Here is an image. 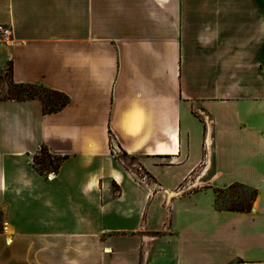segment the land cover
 <instances>
[{
	"label": "crops",
	"instance_id": "0c3cea01",
	"mask_svg": "<svg viewBox=\"0 0 264 264\" xmlns=\"http://www.w3.org/2000/svg\"><path fill=\"white\" fill-rule=\"evenodd\" d=\"M0 25L11 82L69 98L0 99V264H264V0H0ZM231 185L249 212L216 208Z\"/></svg>",
	"mask_w": 264,
	"mask_h": 264
},
{
	"label": "trees",
	"instance_id": "16d2710c",
	"mask_svg": "<svg viewBox=\"0 0 264 264\" xmlns=\"http://www.w3.org/2000/svg\"><path fill=\"white\" fill-rule=\"evenodd\" d=\"M12 85L17 89V94L25 93V96L7 98L3 100H39L42 104V111L44 114H51V113L58 112L63 107H65L69 101V98L65 94L49 89L41 84H13L12 83ZM39 93L45 96L47 99L45 100L44 97L39 95ZM40 151H42V153H48L45 148H42ZM37 155L34 156L33 166L38 173L43 174L44 169L37 167V165L38 166H50L52 168L50 171H54V172L57 171V169L59 168L60 162H61L59 158H54L50 154L47 158H38ZM54 159L56 160L55 162H54ZM236 186H239V185H231L227 189H232ZM240 187H243V186H240ZM243 188H246V187H243ZM251 193H252V196L248 204L245 207H242V208L235 207V206L224 207L218 204L219 190H216V198H215L216 208L219 210L249 212L251 210L252 203L257 196V190L251 189Z\"/></svg>",
	"mask_w": 264,
	"mask_h": 264
},
{
	"label": "rangeland",
	"instance_id": "374dc122",
	"mask_svg": "<svg viewBox=\"0 0 264 264\" xmlns=\"http://www.w3.org/2000/svg\"><path fill=\"white\" fill-rule=\"evenodd\" d=\"M40 96L47 98L39 93ZM25 93L17 94V89L12 85L10 79V65L9 63L0 64V99H7L13 97H24ZM38 158H47L49 153L39 152ZM56 160L54 159V162ZM47 163V162H46ZM44 169V173H47L52 168L50 166H38ZM219 190V189H218ZM252 196L251 189L236 186L232 189L219 190L218 204L224 207H245Z\"/></svg>",
	"mask_w": 264,
	"mask_h": 264
},
{
	"label": "built area",
	"instance_id": "2783aa9c",
	"mask_svg": "<svg viewBox=\"0 0 264 264\" xmlns=\"http://www.w3.org/2000/svg\"><path fill=\"white\" fill-rule=\"evenodd\" d=\"M13 43V37H12V33H11V29L9 26L7 25H0V44H6V45H12ZM112 154L117 157V155L119 154V151L117 150V148H113L112 150ZM54 175V171H51L48 173V178H50L51 176ZM141 185L144 184H148V178L145 174H141L137 176L136 179ZM190 189V188H187ZM179 192H182V190L180 191V189L178 190ZM178 192V193H179Z\"/></svg>",
	"mask_w": 264,
	"mask_h": 264
},
{
	"label": "bare ground",
	"instance_id": "6f19581e",
	"mask_svg": "<svg viewBox=\"0 0 264 264\" xmlns=\"http://www.w3.org/2000/svg\"><path fill=\"white\" fill-rule=\"evenodd\" d=\"M176 196V195H175Z\"/></svg>",
	"mask_w": 264,
	"mask_h": 264
}]
</instances>
